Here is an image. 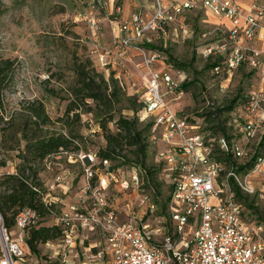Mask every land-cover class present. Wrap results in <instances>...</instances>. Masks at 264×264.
<instances>
[{"label": "built area", "instance_id": "2783aa9c", "mask_svg": "<svg viewBox=\"0 0 264 264\" xmlns=\"http://www.w3.org/2000/svg\"><path fill=\"white\" fill-rule=\"evenodd\" d=\"M199 8L224 19L229 26L216 27L219 45L204 40L203 56L220 59L212 67L215 75L230 74L238 67L263 69L264 0H250L246 9L236 0H155L152 16L138 14L128 21L111 22L118 32L111 62L130 61V51L140 57L134 63L135 69L144 75L138 104L143 107V118L153 121L152 143L162 145L156 150L154 164L160 167L162 178L170 186L167 210L172 231L151 226L142 218L132 217L133 214H129L132 218L128 221L120 222L103 180H96L92 168L96 155L80 154L83 198L78 205L51 213L61 236L58 242L45 244L55 245L56 250L46 255L41 264H264L263 227L250 222L231 189L237 185L245 194H254V189L236 171V161L254 159L247 176L261 173L264 166V154L260 151L254 157V150L248 155L246 146L235 137L237 133L247 141H256L255 147L263 140L264 87L248 92L245 104L231 111L229 140L224 135L207 138L193 132L189 120L171 108L173 101L184 96L181 85L185 74L167 67L166 59L148 48L154 36H165L166 26L175 17ZM119 11L117 8L116 12ZM88 22L97 27L94 18ZM109 54L110 51L105 52V56ZM159 60L161 65L156 66ZM219 156L228 157L230 163L218 161ZM247 163L250 162L242 161L241 165ZM100 164L107 170L105 175L116 181L110 162L100 160ZM60 182L61 178L56 176L47 192L50 194ZM129 183L139 187L135 172L121 183L122 188L128 189ZM146 211L153 213L154 204L148 205ZM15 218L17 238H13L0 217V264L25 263V232L36 228L40 221L30 209H23ZM188 227L191 232L185 233ZM92 236L97 237L94 242L90 241Z\"/></svg>", "mask_w": 264, "mask_h": 264}, {"label": "rangeland", "instance_id": "374dc122", "mask_svg": "<svg viewBox=\"0 0 264 264\" xmlns=\"http://www.w3.org/2000/svg\"><path fill=\"white\" fill-rule=\"evenodd\" d=\"M154 2L155 0H0V54L16 64L12 81L3 93L4 115L20 113L27 104L39 100L52 120L63 116L67 99L70 98L66 90L75 84L73 64L86 59L106 80H109L110 75L118 77L127 96H138L144 84V75L135 69L134 63L139 62L140 57L135 51H130V61L116 60L117 64L112 63L118 32L111 22L128 21L138 14L150 17L153 15ZM117 8L120 9L119 12H116ZM92 18L97 21L98 29L90 26L88 19ZM224 21L201 8L188 11L181 17H175V20L166 26L164 37L154 36L149 43L151 51L159 52L166 59L164 63L167 67L175 69L167 56L188 66L180 71L186 76L184 83L188 82L190 85L184 91V96L170 105L179 116L189 120L193 132L204 134L211 139L222 135L220 130L216 129L218 123L223 133L231 138L228 127L232 120L231 111L245 104L248 92L264 87V67L260 70L238 67L230 74L221 72L215 75L212 72L211 65L220 59L215 56H203L204 40L207 38L211 44L219 45L220 34L214 31L216 27L225 29L227 26ZM203 33L210 34L202 38ZM140 44L146 46L139 42ZM108 51L110 54L105 56ZM161 62L159 60L156 66H160ZM126 72L128 75H125ZM48 88L54 89L58 97L46 94ZM64 96L66 99H63ZM233 100L235 102L232 104ZM229 104L233 105L232 109L225 110ZM123 115L132 117L133 113L125 110ZM71 119L69 122L78 136L84 139L87 151H80L78 154H55L38 166V177L43 188L50 187L56 176L61 178V182L55 184V189L49 194V199L56 201V211L66 210L70 205H78L83 198L80 192L83 186V166L78 155H96V150L106 144L101 129L91 114L82 113L79 122ZM109 129L115 131V125L110 123ZM235 134L239 144L248 149V155L254 150L264 154V144L260 146L263 140L255 147L256 141H247L240 137V134ZM11 137H6V143L0 141V177L4 173H14L15 166L19 163L16 152L5 148L9 145ZM148 142L145 163L154 170L152 183L156 192L146 188L144 171L139 173V169L129 166L112 169L113 163H110V171L116 180L111 181L110 177L105 175L107 170L100 164L97 155L92 168L96 172V180H103L102 184L106 187L112 209H115L120 222L137 216L151 226H161L171 232L172 225L165 205L170 186L162 178L160 167L154 164L156 150L162 145L152 143L151 137ZM248 159L238 160L235 165H241L242 161L250 162ZM134 172L139 180V187L129 183L128 189L122 188L121 183L128 181ZM247 173L242 171L239 174L241 179L254 189V194H245L240 190L241 196L253 207L252 210L245 207V211L251 223H258L263 227L261 238L264 241V166L259 174L247 176ZM150 204H154L153 213L146 211ZM242 204L244 205L243 202ZM129 214H133L132 217ZM52 225V217H45L42 221V226ZM9 230L13 238L19 236L15 226ZM189 232L191 230L188 227L185 233ZM60 236L59 232L53 242H58ZM25 237L23 248L28 255L22 264H35V258L37 263L41 264L46 255H52L56 250L55 245L51 247L37 243V253L34 254L25 245ZM96 239V236H92L90 241L94 242Z\"/></svg>", "mask_w": 264, "mask_h": 264}, {"label": "trees", "instance_id": "16d2710c", "mask_svg": "<svg viewBox=\"0 0 264 264\" xmlns=\"http://www.w3.org/2000/svg\"><path fill=\"white\" fill-rule=\"evenodd\" d=\"M148 48L152 50L149 45ZM164 52L166 53V50ZM167 59L175 69L185 70L188 67L171 56H167ZM215 64L213 63L211 68ZM15 69V61L3 58L0 54V141L6 143V137L12 136L5 148L8 151H15L19 160L14 173H4L0 177V217L4 226L10 229L15 226L16 215L23 209H30L35 213L40 220L39 225L25 232V243L32 253H37V243L45 244L59 234V229L54 225L52 227L40 225L45 217H50L52 212L57 211L56 201L49 199V193L43 188L38 177V166L55 154H78L80 151H87L84 139L78 136L69 122L71 118V121L79 122L82 113L91 114L98 123L106 143L104 147H99L95 154L100 160L113 163L112 169L129 166L132 169H139V173L144 171V185L156 192V187L152 183L154 170L145 163L153 121L143 118V107L138 104L137 96H127L118 77L110 75L109 80H106L92 68L88 59L80 63L74 62L72 73L75 84L66 90L70 98L67 99L63 116L52 120L39 100L27 104L20 113L5 116L2 110L3 93L9 87ZM189 85L188 82L183 83L181 88L186 91ZM46 94L58 97V93L52 88L46 89ZM63 99H66L65 96ZM234 102L235 100L232 104ZM232 107L233 105L229 104L225 110H231ZM125 110L131 111L133 116H124ZM110 123L115 125V131L109 129ZM216 129L229 140L219 123ZM263 144L264 138L260 146ZM257 155L259 152H256L254 157ZM217 160L227 165L230 163L226 156H219ZM253 160L252 158L250 163L237 166L236 171L247 172L251 169ZM231 189L235 199L240 204L244 203L242 204L244 208L253 209L241 196L237 185ZM169 199L168 194L165 205Z\"/></svg>", "mask_w": 264, "mask_h": 264}, {"label": "crops", "instance_id": "0c3cea01", "mask_svg": "<svg viewBox=\"0 0 264 264\" xmlns=\"http://www.w3.org/2000/svg\"><path fill=\"white\" fill-rule=\"evenodd\" d=\"M244 9H246L248 6H249V0H236ZM124 6V5H123ZM225 22V25L227 26V27H229L228 26V23L226 22V21H224ZM226 27V28H227ZM40 225H42V223L40 224ZM55 240V239H54ZM47 243H54L53 242V240L52 241H49V242H47ZM46 244V243H45Z\"/></svg>", "mask_w": 264, "mask_h": 264}]
</instances>
